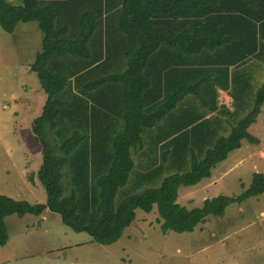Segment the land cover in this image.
I'll use <instances>...</instances> for the list:
<instances>
[{"label":"trees","instance_id":"16d2710c","mask_svg":"<svg viewBox=\"0 0 264 264\" xmlns=\"http://www.w3.org/2000/svg\"><path fill=\"white\" fill-rule=\"evenodd\" d=\"M16 1L0 0L1 29L12 34L36 22L42 36L29 70L46 95L31 122L46 201L0 195V246L12 215L48 210L109 246L136 210L156 206L163 234L191 233L208 216L222 217L230 204L264 193V174L255 172L238 195L191 209L177 203L179 188L210 178L243 140L259 143L248 129L264 103V76L252 72L261 66L264 74V0ZM169 49L198 56L202 67L157 65ZM217 74L232 111L217 105ZM188 75L191 86L183 84Z\"/></svg>","mask_w":264,"mask_h":264},{"label":"rangeland","instance_id":"374dc122","mask_svg":"<svg viewBox=\"0 0 264 264\" xmlns=\"http://www.w3.org/2000/svg\"><path fill=\"white\" fill-rule=\"evenodd\" d=\"M35 26L34 22L21 23L12 34L0 28V195L31 204L46 201L36 176L41 146L31 131L46 95L37 75L27 68L38 52L35 41L41 43L42 38L39 30L27 28ZM261 123L264 112L251 125V135L264 136ZM228 164L230 168L222 172ZM262 168L264 160L240 147L213 168L209 179L179 188L177 203L191 209L218 195H238ZM157 217L156 206L150 213L136 210L121 239L104 246L87 233L64 226L59 214L48 210L40 216L12 215L5 219L9 238L0 246V264H264V193L230 204L222 217L208 216L191 233L163 234Z\"/></svg>","mask_w":264,"mask_h":264},{"label":"crops","instance_id":"0c3cea01","mask_svg":"<svg viewBox=\"0 0 264 264\" xmlns=\"http://www.w3.org/2000/svg\"><path fill=\"white\" fill-rule=\"evenodd\" d=\"M35 24H36V26L35 27H27L28 29H29V31H31V32H34V30H39L38 29V25H37V23L36 22H34ZM1 28V27H0ZM18 28V27H17ZM16 32V30L14 31V33ZM34 49H36V51L38 50L39 51V49H40V43H38L37 41H35V46H34ZM158 60H157V65L158 64H160V60H162V62L164 63V64H166V63H173V62H175V61H180L181 63H182V67L183 68H185V69H192V68H201L202 67V65H201V61L200 60H202V59H200L198 56H191V55H184V54H182V55H179V53L177 52V51H175V50H173V49H169V50H167V51H162V53L160 54V58L158 57L157 58ZM203 60H207V57H204L203 58ZM259 65V64H258ZM30 66V64H28L27 65V68ZM231 69H232V66H230L229 67V71H231ZM252 72H254V75H256V77L257 76H260V78L259 79H261L263 76H264V74L262 73V69H261V66L260 67H258V66H256V68H252ZM257 71H260L258 74L256 73ZM251 73V72H250ZM250 73L249 74H247L246 76H245V78L250 82L251 81V79L249 78V75H250ZM209 73H205V75H208ZM216 74V73H215ZM220 74H217V75H214V78H213V80H212V84H213V86L214 87H216V102H217V105L218 106H220V105H224L229 111H232L233 110V107H232V98L227 94V92L226 91H224V90H222V88H221V86L219 85V82H218V77H221V75L219 76ZM231 75V72H229V76ZM187 83H183L184 85H186V86H191V85H193L194 84V81H192L191 80V78L189 77V75L187 76ZM259 81L260 80H258V82H257V84L255 83V80H254V82H253V84H254V87H256L257 85H259ZM176 86H178V84H173L172 85V88H175ZM263 105H264V103H263ZM262 105V106H263ZM264 112V109H263V107H261V109H260V113H259V115H258V117H257V119H256V122H257V120L259 119V117H260V115L262 114ZM207 117H209V115H207L206 116V118ZM255 122V123H256ZM255 123H253V124H255ZM252 124V125H253ZM260 125H262L261 126V128H262V130H263V132H264V128H263V126H264V123H261ZM251 126L249 127V129L248 130H250L249 131V133L251 132ZM252 136H254V135H252ZM255 138H257L256 136H254ZM258 139V141H259V143L258 144H249L247 141V144L246 145H244V142L243 141H245V140H243L242 142H241V147H243L244 146V150H246L247 151V153L250 155V156H256V157H258V159L259 160H264V136L263 137H259V138H257ZM258 153L260 154L259 156H258ZM228 158V157H227ZM226 161V160H225ZM224 162V161H223ZM223 162H221V163H223ZM230 166H231V164H228V165H226V169H222L221 171L222 172H224V171H227L229 168H230ZM255 173V172H254ZM257 173H262V174H264V168H262V172H257ZM211 176H212V174H211ZM209 179V178H208ZM206 180V179H205ZM210 181V180H209ZM208 180L206 181V183H208L209 182ZM251 182V181H250ZM196 186V185H195ZM249 186V185H248ZM191 187H193V186H191ZM181 188H183V187H181ZM185 188H187V187H185ZM189 188V187H188ZM127 229V228H126ZM125 229V230H126ZM124 230V231H125ZM124 234V233H123ZM123 236V235H122Z\"/></svg>","mask_w":264,"mask_h":264}]
</instances>
